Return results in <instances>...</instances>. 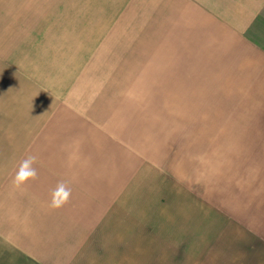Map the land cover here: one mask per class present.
<instances>
[{
	"label": "crops",
	"instance_id": "1",
	"mask_svg": "<svg viewBox=\"0 0 264 264\" xmlns=\"http://www.w3.org/2000/svg\"><path fill=\"white\" fill-rule=\"evenodd\" d=\"M260 204L264 0H0V264H201Z\"/></svg>",
	"mask_w": 264,
	"mask_h": 264
},
{
	"label": "rangeland",
	"instance_id": "2",
	"mask_svg": "<svg viewBox=\"0 0 264 264\" xmlns=\"http://www.w3.org/2000/svg\"><path fill=\"white\" fill-rule=\"evenodd\" d=\"M193 127L194 129H197V127H200V123H177V135L173 136L172 139H170L169 134L165 133L166 129H163L164 138L162 139V146H170V142H172V147H174V144L176 143L178 145V152L180 149L182 150V146L186 145L185 142L183 143V140L180 138L181 135L185 134L182 132V129L186 126ZM173 130V129H172ZM194 134H197L194 132ZM166 135V137H165ZM207 141V140H206ZM205 142L201 138L194 137L190 140H188V146L190 149V157H192L196 162H200L202 158V144ZM177 153V147H175V151ZM174 161L175 162H181V160L178 158L176 160V155H174ZM200 165V163H199ZM217 168V164H211L210 167ZM218 175H223L225 178H230L231 176H237L235 172L233 171H225L223 169H219V171H213L211 173H217ZM230 175V176H229ZM238 179L236 180V187H240L241 185V178L240 174L237 176ZM234 181V180H232ZM215 179L211 178V187L215 186ZM214 188V187H213ZM216 189V188H214ZM241 191L243 189L241 188ZM256 197L255 195H253ZM258 199L260 196H257ZM253 198V197H252ZM257 199V198H256ZM261 210L258 212L260 216H264V204H260ZM233 229H230V231ZM239 229H236L235 234H231L228 237H225L221 248L218 250H211L208 252L207 257L205 258L206 261L201 264H264V242H259L257 245H255V242H257V239H254L251 235H244L241 232H239Z\"/></svg>",
	"mask_w": 264,
	"mask_h": 264
},
{
	"label": "clouds",
	"instance_id": "3",
	"mask_svg": "<svg viewBox=\"0 0 264 264\" xmlns=\"http://www.w3.org/2000/svg\"><path fill=\"white\" fill-rule=\"evenodd\" d=\"M37 156L29 154L19 164L13 178V185L17 188L27 184L29 181L39 179V173L34 166L37 163ZM72 189L65 181H60L51 192L49 206L53 209H59L70 203Z\"/></svg>",
	"mask_w": 264,
	"mask_h": 264
}]
</instances>
